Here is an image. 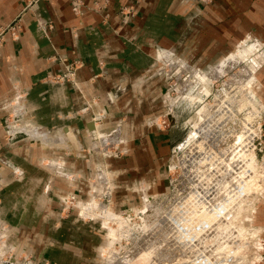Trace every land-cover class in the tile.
<instances>
[{
	"label": "crops",
	"instance_id": "1",
	"mask_svg": "<svg viewBox=\"0 0 264 264\" xmlns=\"http://www.w3.org/2000/svg\"><path fill=\"white\" fill-rule=\"evenodd\" d=\"M83 1L104 4L76 15L72 0L37 1L23 15L18 38L7 36L1 48L0 226L9 234L20 232L22 242L37 238L40 255L60 251L61 234L48 225L59 219L60 195L88 191L87 178L97 162L82 147L92 137V115L101 117L94 124L96 131H108L121 114L129 113L122 137L130 149L125 165L113 171L116 191L130 189L131 179L142 173L149 190L156 191V171L178 146V137L169 129L143 127V119L154 115L161 104L163 82L155 71L159 54L181 52L186 61L206 62L250 38L264 39V0ZM132 3L136 14L122 22L120 7ZM22 6V0H0V25ZM76 60L74 82L50 78ZM262 80L264 84V75ZM8 112L10 125L30 127L33 133L29 129L7 133ZM45 130L47 134H42ZM63 157L75 179L46 165L51 158ZM100 163L109 168L111 160ZM14 168L22 175L15 176ZM247 220L257 229V264H264V187Z\"/></svg>",
	"mask_w": 264,
	"mask_h": 264
},
{
	"label": "rangeland",
	"instance_id": "2",
	"mask_svg": "<svg viewBox=\"0 0 264 264\" xmlns=\"http://www.w3.org/2000/svg\"><path fill=\"white\" fill-rule=\"evenodd\" d=\"M22 1L20 11L0 25V55L5 38H18L23 15L39 0ZM103 4L72 0L71 9L81 15L84 8L99 10ZM135 14L133 3L119 9L122 22ZM160 54L155 71L163 82L161 104L154 115L143 119V127L169 129L178 137V146L156 171L159 189L150 191L142 173L131 179L130 189L116 191L113 171L125 165L130 149L122 137L129 115L124 112L108 131L91 129L92 137L82 147L97 163L87 178L88 191L61 194L59 219L48 223L55 234H61L59 253L40 255L37 238L22 242L20 232L9 234L0 226V264H197L202 259L218 260L217 264H257V229L247 217L264 187V39L250 38L213 61L189 62L177 54ZM78 65L77 60L68 62L63 71L49 76L74 82ZM100 118L96 113L92 122ZM29 128L10 125L7 113V133L11 129L13 133L16 129L29 132ZM238 152L242 156L234 168L242 175L243 191L206 226L202 220H190L188 211L199 208L191 202L209 197L217 176L214 171L231 164ZM108 158L109 168L100 163ZM65 162L64 157L51 158L46 165L75 179ZM13 173L19 177L22 170L14 168Z\"/></svg>",
	"mask_w": 264,
	"mask_h": 264
},
{
	"label": "bare ground",
	"instance_id": "3",
	"mask_svg": "<svg viewBox=\"0 0 264 264\" xmlns=\"http://www.w3.org/2000/svg\"><path fill=\"white\" fill-rule=\"evenodd\" d=\"M241 142H243V141H241ZM180 146H181V144H180ZM240 155L242 156L241 153H239V155L236 154V156L232 158L234 161H232V163L229 164L228 166H222L223 168L221 166H219L218 168H216V171H214V173L216 172L217 176H214L215 179L213 180V184L211 185L212 189H210L211 191H210L209 197L207 199H206V197H202L200 199L197 198L195 200V202H194V200L191 202V203H193L192 204L193 206L196 203L195 206L199 207V208H197V209L194 208V209H196V210H194V212H193V209L190 212L188 211L187 215L190 217V220H191V218H193L194 221L195 220H202L203 226H206L209 222H211L210 220H213L215 218V216H219L221 213H224L226 206L231 204L232 200L237 198V194L239 192L243 191V189H241L242 183H243L242 182V175L239 174L240 171H237V169L234 168V167H236V164L239 163V160H240L239 156ZM203 189H205V188H203ZM198 195H199V193H198ZM193 213H195V215L197 217L196 216L192 217ZM188 216L185 218V220L189 219ZM181 227H182V225H181ZM221 252L222 251H220L219 253H221ZM210 262L212 264H217L218 260H216V262H212V261H210ZM210 262H207V261L205 262V261H203V259L196 261L197 264H210Z\"/></svg>",
	"mask_w": 264,
	"mask_h": 264
},
{
	"label": "water",
	"instance_id": "4",
	"mask_svg": "<svg viewBox=\"0 0 264 264\" xmlns=\"http://www.w3.org/2000/svg\"><path fill=\"white\" fill-rule=\"evenodd\" d=\"M93 124H94L93 122H91V123H90V125H89V127H90V130L94 128V125H93ZM191 135H192V137L194 136V134H193V133H192Z\"/></svg>",
	"mask_w": 264,
	"mask_h": 264
}]
</instances>
